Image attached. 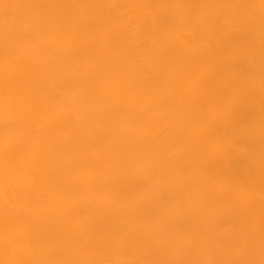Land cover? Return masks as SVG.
I'll return each mask as SVG.
<instances>
[{"label": "bare ground", "instance_id": "6f19581e", "mask_svg": "<svg viewBox=\"0 0 264 264\" xmlns=\"http://www.w3.org/2000/svg\"><path fill=\"white\" fill-rule=\"evenodd\" d=\"M0 264H264V0H0Z\"/></svg>", "mask_w": 264, "mask_h": 264}]
</instances>
